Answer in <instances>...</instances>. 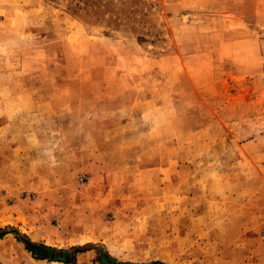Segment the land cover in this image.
Instances as JSON below:
<instances>
[{
	"label": "rangeland",
	"instance_id": "1",
	"mask_svg": "<svg viewBox=\"0 0 264 264\" xmlns=\"http://www.w3.org/2000/svg\"><path fill=\"white\" fill-rule=\"evenodd\" d=\"M0 264H264V0H0Z\"/></svg>",
	"mask_w": 264,
	"mask_h": 264
},
{
	"label": "trees",
	"instance_id": "2",
	"mask_svg": "<svg viewBox=\"0 0 264 264\" xmlns=\"http://www.w3.org/2000/svg\"><path fill=\"white\" fill-rule=\"evenodd\" d=\"M5 233H14L16 237L24 243L25 248L32 254V256L36 259H48L51 261H59L64 263H74L76 259L77 253L82 250L81 247L76 246L70 249H56L54 247L47 246L43 243L32 242L29 238L25 236H21L19 232H17L13 228H7L6 230L1 231L0 229V237ZM95 264H165L160 261H152L145 263H133V262H123L119 261L116 258L110 256L107 251L96 249V255L94 258Z\"/></svg>",
	"mask_w": 264,
	"mask_h": 264
}]
</instances>
